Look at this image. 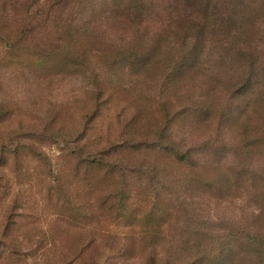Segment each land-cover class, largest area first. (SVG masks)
I'll list each match as a JSON object with an SVG mask.
<instances>
[{
	"label": "trees",
	"instance_id": "16d2710c",
	"mask_svg": "<svg viewBox=\"0 0 264 264\" xmlns=\"http://www.w3.org/2000/svg\"><path fill=\"white\" fill-rule=\"evenodd\" d=\"M7 72L89 87L14 127ZM192 124L218 136L183 147ZM0 264H264V0H0Z\"/></svg>",
	"mask_w": 264,
	"mask_h": 264
},
{
	"label": "rangeland",
	"instance_id": "374dc122",
	"mask_svg": "<svg viewBox=\"0 0 264 264\" xmlns=\"http://www.w3.org/2000/svg\"><path fill=\"white\" fill-rule=\"evenodd\" d=\"M8 78L7 85V95L8 97L12 98L13 101L17 102V105L22 106V110L19 111L17 114V120L14 127H17V123L20 120H24L30 115L33 114H39L42 115L43 111L48 107L51 103H54L55 101H63L66 99L69 95H71L73 92H80L83 89L89 87V84L86 79H84L81 76H75L71 78H67L62 81H56V82H49V81H42L40 79H36L33 76H29V78H20L17 77L15 73H13L14 76L11 77L9 75V72L5 74ZM143 78L136 77L131 78L130 81L133 82V85H138L139 87H143L141 82H143ZM174 90V89H173ZM171 90V91H173ZM22 129L19 130L16 140L19 141H25L27 139V132L29 129H27L28 126H20ZM177 137H185V144H183V147H192L194 149L198 148L203 139L207 135L208 137L211 136H218L217 131L215 127L211 124H204L200 126H195V124L192 125H183L179 129L177 128ZM232 132L230 130L226 131L223 129L221 140L222 143H218V145L222 146V144H228L231 141ZM224 139V140H223ZM182 146V145H181ZM213 150V149H212ZM220 149H216L215 151H218ZM43 151L46 153L54 154L56 151H58V147L56 145L52 146H44ZM219 152V151H218ZM210 154V153H209ZM221 155L226 154V148H222V152H220ZM225 158L224 160L226 162L234 163L238 160V157L234 156L233 154L227 153V155L222 156L221 159ZM244 158L242 157V160ZM28 159H26V162ZM37 162H31L30 165H28L30 168H33L32 171H35L34 166H36ZM4 175L10 177V175L7 174L6 171L3 173ZM9 184L13 187L17 184V180L14 179V177H11V181H9ZM15 187V186H14ZM13 187V188H14ZM13 193L18 194L19 196V202L24 203H32L31 208L25 207V208H19L20 211H29L32 212L33 217L39 216L38 220L36 221V224L38 227L46 228L49 224V214L50 211L41 208L40 206L33 205V203H36V189L32 188L30 191H17V188L13 189ZM195 201L196 203H199L200 208L202 209L203 214L208 215L206 217H209L213 219V221L219 223V219H226L233 222H237L243 214L246 209L244 203L242 200H224V201H217L214 198H212L209 195L206 194H199L196 193L194 196L187 199V201ZM43 211L45 214L43 216ZM39 214V215H38ZM23 217L28 218L26 215ZM36 233V232H33ZM60 240V239H58ZM51 241H48L47 244H49ZM32 244H37L35 241H32ZM122 253V252H120ZM120 253L118 255H120ZM122 259V257H120ZM31 259V257L29 258Z\"/></svg>",
	"mask_w": 264,
	"mask_h": 264
}]
</instances>
